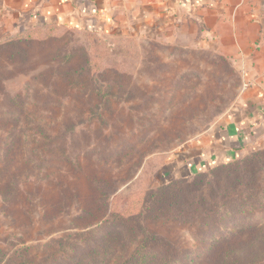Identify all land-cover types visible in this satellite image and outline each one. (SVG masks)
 I'll use <instances>...</instances> for the list:
<instances>
[{
    "label": "rangeland",
    "instance_id": "374dc122",
    "mask_svg": "<svg viewBox=\"0 0 264 264\" xmlns=\"http://www.w3.org/2000/svg\"><path fill=\"white\" fill-rule=\"evenodd\" d=\"M18 28L0 11V245L94 228L109 209L96 201V181L120 196L111 219L124 204L135 207L146 191L177 179L181 154L223 120L245 87L232 58L209 48ZM81 64L103 74L108 93L87 90L75 73ZM230 165L179 178L191 194L211 195ZM251 169L263 188L264 165ZM249 216L262 220L264 206ZM145 226L177 248L197 245L194 227Z\"/></svg>",
    "mask_w": 264,
    "mask_h": 264
},
{
    "label": "trees",
    "instance_id": "16d2710c",
    "mask_svg": "<svg viewBox=\"0 0 264 264\" xmlns=\"http://www.w3.org/2000/svg\"><path fill=\"white\" fill-rule=\"evenodd\" d=\"M85 67L81 64L75 73L88 81L87 90L108 93L103 74L90 73ZM228 164H233L231 172L221 177L222 188L213 189L211 195L191 194L188 183L174 179L146 191L135 207L124 204L118 212L123 214L112 219L114 198L120 196L106 193L104 182L96 181V201L109 209L94 228L43 243L8 241L0 245V264H264V218L255 224L249 216L264 206V187L256 184L255 188L256 172L251 169L264 165V148L207 171ZM122 201L128 203L125 198ZM135 216L140 222L132 221L130 217ZM157 221L194 227L197 245L177 248L173 241L145 226V222Z\"/></svg>",
    "mask_w": 264,
    "mask_h": 264
},
{
    "label": "crops",
    "instance_id": "0c3cea01",
    "mask_svg": "<svg viewBox=\"0 0 264 264\" xmlns=\"http://www.w3.org/2000/svg\"><path fill=\"white\" fill-rule=\"evenodd\" d=\"M0 11L18 31L144 36L231 57L245 87L223 120L181 154L175 178L264 148V0H0Z\"/></svg>",
    "mask_w": 264,
    "mask_h": 264
}]
</instances>
